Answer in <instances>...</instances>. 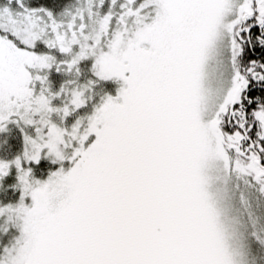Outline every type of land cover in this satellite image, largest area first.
<instances>
[{
	"label": "snow or ice",
	"instance_id": "snow-or-ice-1",
	"mask_svg": "<svg viewBox=\"0 0 264 264\" xmlns=\"http://www.w3.org/2000/svg\"><path fill=\"white\" fill-rule=\"evenodd\" d=\"M0 264H264V0H0Z\"/></svg>",
	"mask_w": 264,
	"mask_h": 264
}]
</instances>
